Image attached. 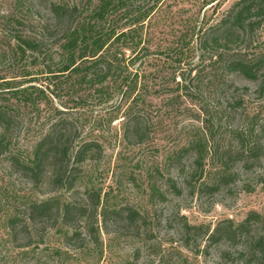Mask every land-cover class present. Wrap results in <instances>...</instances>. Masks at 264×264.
<instances>
[{
	"label": "trees",
	"instance_id": "16d2710c",
	"mask_svg": "<svg viewBox=\"0 0 264 264\" xmlns=\"http://www.w3.org/2000/svg\"><path fill=\"white\" fill-rule=\"evenodd\" d=\"M222 3L93 0L84 9L50 3L40 39L17 35L10 39L9 63L16 73L0 77V160L33 187L46 185L55 193L25 204L21 215L25 225L59 226L65 243L73 246L85 241L81 238L85 228L87 238L98 243L99 216L106 220L113 215L135 225L139 218L135 211L107 209L101 192L88 190L84 183L86 165L97 162L104 152L100 131L120 120L123 139L143 144L148 136L149 89L154 98L173 103L198 96L203 83L223 90L231 74L264 84V52L248 50L256 33L264 32V0L234 1L214 19ZM156 20L169 22L170 27L154 43V33L146 34L145 28ZM10 24L22 26L15 19ZM46 40L57 51L48 48ZM60 92L76 100L61 105L67 110L53 107ZM96 109L100 115H94ZM202 129L206 133V125ZM260 133L264 138V126ZM205 146V138L190 139L172 154L171 162L182 170L185 156L192 154L193 163L200 165ZM224 180L222 176L219 183ZM82 189L86 200L79 196ZM18 218L9 220L12 229ZM201 228L185 224L184 233L197 234ZM206 235L210 244L238 248L236 262L264 264V216L252 212L238 224L228 220L211 232L207 229Z\"/></svg>",
	"mask_w": 264,
	"mask_h": 264
},
{
	"label": "rangeland",
	"instance_id": "374dc122",
	"mask_svg": "<svg viewBox=\"0 0 264 264\" xmlns=\"http://www.w3.org/2000/svg\"><path fill=\"white\" fill-rule=\"evenodd\" d=\"M91 1L0 0V77L16 73L9 63L10 39L14 35L40 39V25L48 18L50 3L84 9ZM234 1L223 0L214 19ZM13 19L22 23L20 29L10 24ZM169 27V22L156 20L145 32L154 33L157 43ZM45 43L57 51L56 45ZM248 50L250 54L264 52L262 30ZM150 57L156 58L152 53ZM1 58L6 62L1 63ZM225 83L223 90L203 83L198 96L173 103L154 98L149 89L151 103L145 109L148 136L143 144L123 139L120 120L111 129L103 127L98 135L104 152L97 162L86 165L84 183L88 190L101 192V203L107 209L129 208L139 218L135 225H128L113 215L106 220L99 216L97 244L87 238L86 228L81 235L85 241L73 246L65 243L59 226L25 225L21 216L25 204L55 193L46 185L33 187L0 160V264H240L235 261L238 248L210 244L206 230L211 232L228 220L238 224L252 212L264 216V138L260 133L264 84L237 74L229 75ZM57 95L53 102L57 109L67 110L61 105L76 102L64 93ZM202 110L208 114H201ZM94 111V115L101 114L99 109ZM203 138L206 146L200 165L193 163L192 154L185 156L182 170L171 162L172 154L190 139ZM222 176L225 184L219 183ZM79 196L86 200L84 189ZM16 216L18 224L12 229L8 222ZM185 224L203 228L186 236Z\"/></svg>",
	"mask_w": 264,
	"mask_h": 264
}]
</instances>
